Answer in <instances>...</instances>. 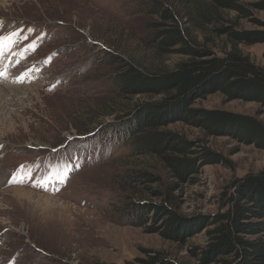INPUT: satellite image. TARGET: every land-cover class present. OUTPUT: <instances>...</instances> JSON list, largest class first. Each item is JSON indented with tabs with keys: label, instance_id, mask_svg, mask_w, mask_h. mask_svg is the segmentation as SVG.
I'll list each match as a JSON object with an SVG mask.
<instances>
[{
	"label": "rangeland",
	"instance_id": "rangeland-1",
	"mask_svg": "<svg viewBox=\"0 0 264 264\" xmlns=\"http://www.w3.org/2000/svg\"><path fill=\"white\" fill-rule=\"evenodd\" d=\"M141 2L0 0V37L12 36L14 44L0 56L1 64L13 51L0 85L17 91L0 89V264H133L156 253L174 264H202L193 253L209 244L206 230L185 245L172 243L131 225L123 210L129 200L159 203L129 179L136 172L159 177L160 184L148 185L155 191L177 183L156 157L134 158L128 146L107 134L116 137L117 126L137 105L161 99L116 97L111 79L118 71L107 64L108 55L146 70L173 68L183 60H158L144 46L150 23L159 18L138 13ZM252 12L264 23V10ZM241 24L246 30L258 28L247 20ZM244 51L264 67V45ZM194 107L264 125V107L256 102L228 101L218 93ZM168 131L205 144L231 164L207 166L194 182L172 192L173 207L186 222L212 219L225 189L264 172V149L228 136L210 137L181 123Z\"/></svg>",
	"mask_w": 264,
	"mask_h": 264
},
{
	"label": "trees",
	"instance_id": "trees-1",
	"mask_svg": "<svg viewBox=\"0 0 264 264\" xmlns=\"http://www.w3.org/2000/svg\"><path fill=\"white\" fill-rule=\"evenodd\" d=\"M246 1L142 0L138 13L159 18V22L150 23L144 46L158 60L172 56L183 60L173 68L146 70L138 63H126L118 55H108L107 64L118 71L111 79V92L116 97L161 98L137 105L126 123L117 126L120 133L116 137L107 133L108 137L128 146L134 158L156 157L177 181L165 191H155L148 185L160 184L161 179L136 172L129 179L146 187L159 203L129 200L123 205L126 217L135 227L147 228L150 234L183 245L206 230L209 244L193 253L202 264H264V172L248 175L225 189L218 196V213L212 219L197 217L186 222L175 211L171 196L180 184L194 182L205 167L231 164L205 144L168 131L170 126L181 123L210 137L228 136L264 149L262 123L251 117L194 107L199 100L218 93L228 101L256 102L264 107V67L244 51L264 45V23L252 12L253 8L264 10V2L249 7ZM243 20L259 29L242 28ZM100 134L105 136L106 131ZM250 237L256 240L246 241ZM133 264L174 263L156 253Z\"/></svg>",
	"mask_w": 264,
	"mask_h": 264
},
{
	"label": "bare ground",
	"instance_id": "bare-ground-1",
	"mask_svg": "<svg viewBox=\"0 0 264 264\" xmlns=\"http://www.w3.org/2000/svg\"><path fill=\"white\" fill-rule=\"evenodd\" d=\"M13 40V39H12ZM13 43H11V44H9V46H8V48H10V46L12 45ZM14 45V44H13ZM14 47V46H13ZM6 51V49H4L3 51H2V53H0V56L3 54V52H5ZM12 55H13V51H11V52H8V54L6 55V57L4 58V60L1 62V64H0V78H3L4 76H5V74H6V72H8V70L10 69V63H11V60H12ZM17 56H18V54H16ZM22 56V55H21ZM4 57V56H3ZM14 59H15V57H13ZM2 60V59H1ZM10 74V73H9ZM25 76V78H27V76L26 75H24ZM22 78L23 77V75H19L18 77L17 76H15L14 75V78ZM24 78H22V80H23ZM7 80H9V79H7ZM20 80V79H19ZM11 81H12V79H11ZM12 83V82H11ZM19 83V82H18ZM14 84H15V82H14ZM17 84V83H16ZM3 85H0V89L1 90H4L5 91V93H6V90H8V92H10V93H12V92H15V95L17 94V91L15 90V89H13L12 87L11 88H9L8 86L7 87H2ZM3 88V89H2ZM0 90V91H1ZM3 91V92H4ZM4 117V116H3ZM5 125V124H4Z\"/></svg>",
	"mask_w": 264,
	"mask_h": 264
},
{
	"label": "snow or ice",
	"instance_id": "snow-or-ice-1",
	"mask_svg": "<svg viewBox=\"0 0 264 264\" xmlns=\"http://www.w3.org/2000/svg\"><path fill=\"white\" fill-rule=\"evenodd\" d=\"M11 43H13L12 36L0 37V53H2V51Z\"/></svg>",
	"mask_w": 264,
	"mask_h": 264
}]
</instances>
